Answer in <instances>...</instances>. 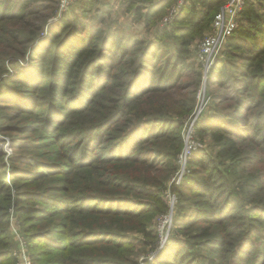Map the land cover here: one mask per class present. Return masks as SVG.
<instances>
[{"label": "trees", "instance_id": "1", "mask_svg": "<svg viewBox=\"0 0 264 264\" xmlns=\"http://www.w3.org/2000/svg\"><path fill=\"white\" fill-rule=\"evenodd\" d=\"M171 1L150 7L145 24H152ZM49 2L0 0V112L3 120L33 119L49 135L46 142L55 146L61 141L55 131L72 124V130L60 133L66 142L97 146L74 158L70 169L91 168L97 176L109 164V183L98 184L120 192L105 187L101 193L72 195V181L63 175L53 193L19 191V204L32 202L19 208L25 221L34 222L27 231L31 249L41 247L35 261L140 264L127 232L149 234L154 220L167 210L161 190L178 169L184 148L181 128L196 108L201 64L186 39L174 50L157 41H132L91 25L92 19L74 11L49 24L56 11ZM225 2L186 0L178 21L188 23L175 26V37L210 21ZM222 52L207 81L212 111L195 125L201 140L209 137L215 148L198 149L189 159V173L172 185L178 211L186 210L189 201L195 214L178 223L179 234H171L162 253L146 264H264V0L245 3ZM106 95V103L99 100ZM106 138L112 142L110 154L98 153ZM42 148L26 143L21 149L29 153L9 160L14 166L36 163L31 154ZM126 166L137 171L130 175ZM6 167L0 154V187L6 189L0 193V264H7L12 252L4 204L10 188L1 179ZM17 169L12 181L44 179L40 171ZM155 172L161 176L156 178ZM156 232L152 238L157 241Z\"/></svg>", "mask_w": 264, "mask_h": 264}, {"label": "rangeland", "instance_id": "2", "mask_svg": "<svg viewBox=\"0 0 264 264\" xmlns=\"http://www.w3.org/2000/svg\"><path fill=\"white\" fill-rule=\"evenodd\" d=\"M159 1L168 2L169 0H76L66 8H61V0H50L49 4L54 5L56 7V11L49 17L47 23L56 24L60 21L63 14L74 11L79 13L82 17L92 19L93 22L91 25L102 27L107 29V31L110 30L117 32L120 35L126 36L127 39H131L132 41L141 38L146 41H157V45L160 47L174 50L178 41L186 39L190 41V50L192 51L194 57L198 59V46L200 42L211 32L215 15L211 17L210 21H202L203 24L201 26L194 27L196 28L195 30L191 29V31H187L188 33H186V35L180 36L181 38L177 36V38L175 37V32L172 30H174L177 24L184 25L188 23L178 21L179 18L181 19L183 11H186L182 9L183 4L180 5L179 0H172L170 5H168V7L165 8L162 13L154 19L152 24L148 26L145 24L144 15L146 11L150 7L155 8L154 4ZM137 7H139L138 9L140 12ZM196 9L197 11H202L200 6H197ZM177 14L178 18L175 19ZM46 34L47 33L45 30L43 32V36ZM224 49L225 46L223 47V50ZM222 53L220 56L223 55ZM200 64L202 76L200 87L196 93V108L181 128V135L184 140V148L179 154L178 169L165 181V187L163 186V189L161 190L167 199V210L159 214V216L154 220V225L150 228L149 234L148 232H127L128 240L132 244L130 248L134 249L135 253L137 254V260H139L140 264H146L147 260L156 259V257L162 253L165 245H167L170 241L171 234H179L176 229L178 227V223L194 216L195 210L189 201L186 202V210L182 212L178 211L179 200L177 195L172 191V185L175 183H180L189 173V159H191V157L197 153L198 149L205 147L209 152H211L215 148V145L209 137L206 138L205 141H202L196 133L195 128L197 120L201 116L205 115L206 112L212 111L211 108L209 109L210 97L207 94V81L211 70L206 73L201 62ZM108 94L116 95L113 92H108ZM107 97L108 95L103 96L99 100L106 103L108 101ZM3 117H5L4 112H0V154L5 157L7 164L5 174L1 175V179H3V182L7 185V187L10 188L9 195L6 197L4 196V204L7 206V209L5 210L7 219L5 227L12 244L11 255L7 257L8 259L6 261H8L10 264L13 262H15V264H39V262L35 261L36 258L34 253L41 250V247L36 246L31 249L33 242L29 240L30 234L27 231L29 225L34 224V222L25 221L23 211L19 208L20 205L24 206L32 202L22 200V202L19 204L17 198L19 191H21L20 193H26V191H31L34 189H40L41 191L43 189H51L48 191V193H53L52 191L55 190L58 185L63 183L59 175H63L68 179H71L73 187L72 195H77L79 197H81L82 193H101L105 191V187H108V191H115V193H119L120 191H118L117 188H111L108 186V184L103 185L102 188L100 187V184H98L109 183L107 179L113 171V168L109 164H106L107 166L102 165L103 169L97 174V176H95V173L93 170H91V168L80 166L70 169L71 166L69 165L72 163L74 158H81L83 153L87 155L94 152L95 147L97 146H87V144L82 141H79V143L73 142L71 144H69V141L66 142V136L60 133L66 132L67 129H69L67 131L72 130L74 128L72 124H68L58 131H55V134L59 135L61 138L60 143L55 146L46 142L47 139H45V137H48L49 135L46 136L47 132L43 129L38 130L37 127H39V123L34 122L33 119L3 120ZM75 120L77 119L74 118V121ZM75 123L79 124V122ZM192 124L194 126H192ZM26 125L27 128H24ZM15 137L18 138L16 139ZM193 140L197 144V148H194L192 154L186 160V162H181V156L183 155L187 144ZM32 141L35 142L36 148L43 147L40 151L31 154L36 155V163L30 162L24 164L22 162H16L18 163L16 164L18 166H14V164H12L9 159H15L16 155L18 157L20 155L26 156L29 152L26 149L21 148L25 146L26 143ZM111 144L112 142L106 138L104 144L99 148H96V151L98 153H109L108 146ZM17 161L22 160L18 159ZM16 167L18 168L16 173L26 170L30 172L40 171L43 173L42 176L44 179L42 178V180L35 183L33 180L25 182L24 180H19L17 178H14L12 181V173ZM125 168L130 171V175H133L137 171L132 166H126ZM109 169L112 170L111 173L108 172ZM60 170H68V172L57 174L58 172H61ZM154 174L156 178H158L159 175L161 176V174L157 172ZM2 188L3 187H0V193L6 190ZM152 189L154 190V187ZM19 195L22 198L23 194ZM150 201L155 202V198L150 199ZM156 203L158 204L157 201ZM129 205L135 206V204L132 205L131 203ZM1 211L3 210H0V212ZM36 229L40 230L43 228L38 227ZM152 231H157V241L153 240ZM179 239V244L184 245V237L179 236ZM257 239V241L262 240V238ZM153 241L156 242L153 243ZM42 248L47 249L46 247ZM253 249L256 250V247L254 246ZM200 253L207 254L206 250H202Z\"/></svg>", "mask_w": 264, "mask_h": 264}, {"label": "built area", "instance_id": "3", "mask_svg": "<svg viewBox=\"0 0 264 264\" xmlns=\"http://www.w3.org/2000/svg\"><path fill=\"white\" fill-rule=\"evenodd\" d=\"M74 1L76 0H61V8L68 7ZM185 1L186 0H179V4L182 5ZM247 1L249 0H226L215 15L211 32L198 46V60L202 63L206 73L211 70L216 58L223 51L227 38L237 28L239 24V14ZM192 126L194 125L192 124ZM194 148H197V144L193 140L187 144L180 161L186 162Z\"/></svg>", "mask_w": 264, "mask_h": 264}]
</instances>
